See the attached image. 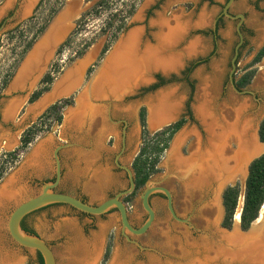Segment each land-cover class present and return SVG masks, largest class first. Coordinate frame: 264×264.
<instances>
[{"label": "rangeland", "instance_id": "rangeland-1", "mask_svg": "<svg viewBox=\"0 0 264 264\" xmlns=\"http://www.w3.org/2000/svg\"><path fill=\"white\" fill-rule=\"evenodd\" d=\"M16 1L17 0H0V15L9 7L13 6ZM38 1L39 0H35V3ZM69 1H71L77 8H75L76 11L69 20L68 35L72 30L74 31L72 32V35L67 38L68 42L59 49L58 53L55 54L51 60L48 72L52 71L56 75L57 78L54 83L60 78L65 70L72 67L73 64L78 61L83 60L93 49L99 47V52L96 58L90 62L91 64L89 67L85 69L82 76L83 79H81L78 86L70 92V95L63 97L72 98L74 101L73 104L65 106L61 109V112L58 113L44 114L46 111L43 109L42 112L27 116L29 108L38 103L49 93V91H46L33 103L29 102L32 93L43 87L44 84L40 83V79L43 77L44 73L39 74V78L29 90H26L25 87L13 90L11 89L12 82L31 52V49L25 52L27 44L33 39L42 26L45 24H47V27L51 25L54 19L65 10ZM99 1L101 0H45L39 10L35 13L31 22L25 23L15 32L10 33V35H5L3 38V42L1 43L2 46L0 48V140L4 139L6 135H8V137L11 135L16 142L13 143L10 148H0V167H6V172L0 180V186L9 176L21 168L26 157L40 141L45 138H53L55 141V148L59 144L70 145L59 151L60 158L63 162V178L59 185L61 190L79 198L86 199V202L96 205L128 188L130 181L128 172L124 169L115 168L112 163L110 164L113 156H103L104 153L96 159L98 164L96 166L94 165L92 170H88L86 174L78 176L75 180L70 177L71 170L74 169V160L68 155L72 153V150L81 147H79L78 143H74L76 141L80 143V140L74 141L75 138L72 135H65L64 133L65 112L70 108L76 107L77 97L86 88V85L95 70L99 68L98 63L102 61H99V54L104 44L111 45V49H113L115 46L114 44L117 43L124 34L137 27L144 28L145 41L154 44L156 27L152 24V21L157 17L159 12L164 10L169 17L183 12L187 15L191 14L193 18L196 19L200 13L206 11L211 16L210 23L205 27L192 29L188 35V40L194 38L202 40V50L198 54L187 57L185 56L183 64L179 68L170 70L169 72L157 69L147 71V74L145 75V88L157 83V78L155 77L157 74H162L164 79L162 85L157 89L145 91V96H143V93L140 90L128 95L126 102L135 103L136 112L133 117L126 116L125 114V117L130 121V127L128 129L129 150L118 159L120 164L133 169V162L145 143L150 141L151 137L156 132L165 129L170 125L166 122L160 126H151L149 122L150 110L147 102L150 98L156 96L162 91H173L176 96L175 98H179L181 105L178 115L175 117L176 119L174 118L172 121L174 123L176 120L184 118L185 122L170 139L168 148L165 150L158 163V171L150 177L149 182L150 185H153L156 182L163 180L160 184L166 186L172 191L174 195L175 209L178 214L181 217H186L191 213L189 217L192 225L189 223H182L171 217L166 206V195L161 191L155 192L151 196V206L157 211V218L154 224L146 233L138 236L133 235L126 230L130 238H127L126 234L123 233L120 214L115 207L105 214L89 216L69 205L53 203L42 207L41 210L35 213H32L25 220L27 227L34 230L37 233L36 235L48 241L56 251V254L59 251H63V249L68 247L71 242L68 233L60 232L65 220L69 219L76 223L82 232H85L89 237H92L97 231H99L102 223L107 225L102 237V249L100 247L101 252L96 260V264H110L114 259L115 252H117L118 248H128L132 251V260L130 264H187L186 259H184L179 251L168 250L165 248L164 243L166 238L168 236L172 238H175L176 236H181L183 238L184 236H188V238L195 240L203 237H211L213 231L211 227L207 225L204 218H202L201 212L204 208L210 206V200L213 198L212 196H214L215 199L216 196L217 198L220 197L222 200L217 222L218 230H228L230 233L234 231L237 223H239L238 228L240 226L241 230H243L241 226V208L244 205L245 179L243 176H245L246 169L244 170V173H239L240 175L238 174V179L235 180L241 185L242 194L233 225L231 228H227L223 226L225 207L223 204L222 189L217 192V195L208 191L209 193L206 192L201 195L199 199L188 198L189 196L186 197L181 194V190L178 187L180 179L177 177V173L169 170L165 165V160L175 138L183 130L191 129L193 126L199 125L194 108V102L197 98L201 84L199 74L201 73L204 76L210 75L216 71V66L222 70L219 83V94L221 97H227L232 93L252 101L253 106L250 109V113L251 117L255 118L254 131L259 142L260 123L264 117V110H262L264 106V57L256 64H253V60L264 45V36L260 38V33L264 31V0H236L229 10L232 15H237L239 13L245 14V21L241 27L244 42L240 48V54L237 58V69L234 73L236 85L237 81L248 70H256L252 82L249 85L244 88H239L237 86L241 91H246L242 93L238 92L233 87L230 80L235 49L240 41V35L237 31V24L239 22L238 18L233 19L225 15L222 21H220L218 36L215 37L213 33L214 20L221 13L228 0H153L149 5L145 6L144 10L141 12L142 16L140 19H136V16L140 14L143 6L147 3V0H106L105 3L97 6ZM29 2L30 0L20 1L21 6L17 10L18 16H23V6ZM131 10L133 11L132 13H130ZM120 25H123V28H120ZM41 35L37 38V41ZM62 41L64 40L62 39L59 42L62 43ZM185 45L186 43L181 46V49L184 48ZM107 53L103 55V60ZM190 62H193L194 66H192V71L188 72L187 66ZM179 69L181 70V73H178ZM57 70L60 72H57ZM34 80L35 79H32L31 83ZM54 83L52 84V87ZM20 97L21 103L19 107L13 116L6 120L3 113L5 103ZM143 104H145L146 110V129L144 138L141 136V125L138 115L139 109ZM110 108L112 109V115L114 117H120V113L115 115L116 113L113 111V107ZM58 114L62 115L61 122L57 120ZM121 114H123V112H121ZM34 123L38 124V129H40V131L29 147L21 151V139L23 133ZM110 125L114 128L113 124ZM11 128H14V134L11 133ZM146 131H148V133H146ZM111 134H114V130L104 136L102 140L103 146L108 147L114 153L119 152L121 148V139L120 137H117L116 139H111V141H109ZM132 134H135L136 136L132 137ZM86 139V144H88L90 138L86 137ZM190 142L191 139H189L183 146L184 153L188 152ZM259 144L263 143L260 141ZM15 150H20V156L18 159L15 162L12 160L5 162V153ZM85 151L89 152L91 149H85ZM55 165L54 154L52 152L51 166L46 173L36 175V173L27 172L23 176V180L24 183L30 187V193L26 194L17 203L12 204L0 214L4 222L2 228L3 239L0 243V250L3 254L15 253L18 256L16 264H32V261L30 262V260H28L27 252L34 254V250H26L22 248L12 238L8 229L9 216L22 201L27 200L30 196H35L41 193L42 186L46 182L54 181L56 175ZM105 168L109 171L105 170ZM95 169H99L101 172L106 171L107 173L104 172V174L110 176L112 181L110 184L102 186V191L100 190L99 194H93L87 187V185L94 183L93 176L95 174ZM145 188L146 185L140 188L134 195L130 196V198L128 197L130 194L123 197L127 204L129 219L131 223L136 226H141L147 217V211L144 208L141 199V194ZM219 200L216 199L217 203ZM263 219L264 205L259 217L252 223L251 228L264 224ZM161 226H164L163 230L157 231ZM135 241L143 247H140ZM63 246L65 247L62 248ZM108 249H110L109 256L108 258H105ZM57 258L58 264H60L61 262L58 254ZM0 264L2 263L0 262Z\"/></svg>", "mask_w": 264, "mask_h": 264}, {"label": "bare ground", "instance_id": "bare-ground-1", "mask_svg": "<svg viewBox=\"0 0 264 264\" xmlns=\"http://www.w3.org/2000/svg\"><path fill=\"white\" fill-rule=\"evenodd\" d=\"M153 0H147L136 19L141 18V12L145 6ZM77 8L70 3L67 9L58 17L49 33L36 46L24 66L20 69L11 89L23 88L27 80L33 77L40 69V64L45 54L50 52L69 28L70 19ZM211 16L202 12L195 19L183 12L167 16L163 11L157 14L152 21L156 27L154 33L155 43L144 39V28H133L117 42L110 52L101 72L94 79L90 88L86 87L77 97V106L68 109L65 113L64 133L72 135L76 140H82L85 128L95 135L97 140L110 130L107 113L109 108L104 101H121L126 93L139 85L147 71L152 69L169 72L179 68L186 56L198 54L203 47L199 38L188 40L192 29L207 26ZM264 31L260 33V38ZM186 43L185 47L181 46ZM99 47L93 49L83 60L73 66L67 75L61 79L57 90L47 94L36 105L31 107L32 112L43 110L47 103L56 95L68 93L73 90L78 80L82 79L86 66L97 56ZM221 69L216 66V71L210 75H202L197 98L194 102L199 125L191 129L183 130L174 140L165 165L178 174V184L181 194L188 198L199 199L201 195L217 192L231 181L244 173L250 159L262 150L257 135L254 131L255 118L251 117L250 109L253 103L250 99L229 94L221 97L219 83ZM171 90H165L148 100L151 126H160L173 120L180 108L179 98H175ZM116 100V101H115ZM20 99L9 101L5 105L4 117L10 119L19 106ZM125 110L130 116L135 113V105L121 106L114 104L115 112ZM264 110V106L262 108ZM253 115V114H252ZM191 139L188 152H183V146ZM13 142V141H12ZM98 144V142H97ZM11 144H8V146ZM55 148L53 138H45L40 141L26 157L23 165L14 174L9 176L0 186V214L9 206L17 203L26 194L30 193V187L24 183L23 176L27 172L44 174L51 166V154ZM68 156L74 158V169L71 170V178L76 179L90 170V160L87 154L75 150ZM239 174V175H238ZM111 177L101 171H95L94 183L87 185L93 194H99L101 187L110 182ZM175 183V182H174ZM102 191V190H101ZM208 192V193H209ZM201 212L202 218L211 227V237L190 239L188 236H168L164 243L168 250L179 251L187 264H264V224L252 227L248 232H242L237 223L232 232L218 230L219 208L222 205L221 198L217 203L214 196ZM198 219V218H197ZM113 220V219H111ZM264 220V219H263ZM3 219L0 216V243L3 239ZM107 225L102 223L99 231L92 237H85L76 223L67 219L60 232H66L70 236L71 245L59 251L57 254L60 264H95L99 257L102 237ZM164 226L157 229L162 231ZM59 232V231H58ZM0 262L2 264H16L14 254L2 253L0 250ZM131 250L117 249L114 259L110 264H130L132 260Z\"/></svg>", "mask_w": 264, "mask_h": 264}, {"label": "water", "instance_id": "water-1", "mask_svg": "<svg viewBox=\"0 0 264 264\" xmlns=\"http://www.w3.org/2000/svg\"><path fill=\"white\" fill-rule=\"evenodd\" d=\"M235 1L236 0H228V2L226 3V5L224 7V13L227 16H229L230 18H233V19L239 18V22L237 24V31H238V33H239V35L241 37V41L238 43V45L236 47V54L233 57V69H232V71L230 73V80H231V83H232L233 87L238 92L242 93V92H246V91H241L237 87L236 81H235V78H234V73H235V71L237 69V58L239 56L240 47L242 46V44L244 42V36H243V32H242L241 27H242V25H243V23L245 21V14L239 13L237 15H232L229 12V10L231 9V7L235 3ZM70 3H72V2L69 1L68 5ZM68 5H67V7H68ZM67 7L65 8V10L67 9ZM64 11H62V13ZM61 14H59L56 17V19H54V21L51 23V25H49L46 28V30L41 35V37L38 39V41L34 44V46L31 49V51L36 46H38L41 42H43L42 41L43 38H45V36L49 33V31L51 30V28L54 25L55 21L58 19V17ZM68 30H69V28L67 29V31ZM67 35H68V32H66L64 34V36L61 38V40L63 39L65 41V39L68 37ZM61 40H59V41H61ZM59 41L56 44H54V46L50 50L49 54L55 52L57 47L61 44V42H59ZM64 41H62V43ZM111 51H112V49H110L108 51V53H107L106 57L104 58L101 66L98 69L95 70V72L93 73V75L89 79V81H88V83L86 85L87 88L88 87L90 88V85L92 84L94 79L101 72V69L104 67V65L106 63V60L110 56V52ZM77 63L73 64V66H75ZM90 64L91 63H89L87 65L86 69L89 67ZM72 67H70L69 69L65 70V72L60 76V78L55 82L54 86L52 87V89L49 91L48 94H52V93H54L57 90L61 79H63L67 75V73L69 72V70ZM70 92L65 93V94L56 95L54 98H52L47 103V105H46V107L44 109L49 107L51 104L55 103L57 100H59V98H61L63 96L70 95L71 94ZM33 106H31V107H33ZM32 115H33V112L31 113V109H29L28 112H27V116H32ZM263 118H262V120H263ZM167 123L172 124L173 121L171 120V122H167ZM260 141H261V138H260V134H259V142ZM261 143H263V144H259V145L262 147L263 150H261L255 156H253L250 159L249 163L247 164L246 171H245V176H243L244 179H245V188H246V180H247V177L249 175V167H250L251 163L256 158H258V157H260L261 155L264 154V142L261 141ZM66 146L67 145L59 144L55 148L54 153H53L54 154L55 163H56V179H55V181L46 182L42 186V192L41 193H39L38 195H35V196H30L27 200L22 201L19 205H17L16 208L11 212V214L9 216V220H8V229H9V232H10V235L12 236V238L17 243H19L22 246L40 250L42 252L43 256H44L45 264H58L57 257L55 255L53 249L49 246V244L46 242V240H44L43 238H41L40 236H38L36 234H32V233L26 231L25 229H23L22 220L29 213H31V212H33L35 210H38V209H40V208H42V207H44L46 205H49V204H53V203L68 204V205L76 208L79 211H82V212H85V213L91 214V215H102V214L107 213L113 207H116L119 210L123 233L126 234L127 238H130V236L127 234L126 230L131 232L133 235L138 236V235H142V234L146 233L152 227V225L154 224L155 218H156V211L150 204V197L155 192H160L161 191V192H163L166 195V197L168 199V208H169L170 212L172 213V215L174 216V218L176 220L180 221V222H188L190 225H192V223H191V221L189 219L184 220V219H181L179 216H177V214L175 212V209H174V195H173L172 191L169 188H167L166 186L160 184L163 180H161L159 182H156L153 185H150V182H149L150 180H148L147 183H146V188L143 191V193L141 194V199H142L143 206L146 209V211L148 212L149 216H148V219L140 227H138V228L134 227L132 225L130 219H129L127 206L123 202V197L131 194L135 190L136 182H135L133 169H131L130 167L125 166V165H123L122 167L129 174V180H130L129 181V187L124 189V190H122V191H120V192H118L117 194H115L114 197H110V198L105 199L104 201H102L99 204L93 205V204H90V203H88V202L82 200L81 198H79L77 196H74L72 194L56 191L55 189L60 185V183L62 181V178H63V166H62L61 158H60V155H59V151L62 148L66 147ZM236 184H237V181H231L227 185H225L221 191L224 193L225 189L229 185H236ZM243 204H244V201H243ZM242 210H243V206L241 208V213H242ZM239 229L241 230L240 226H239ZM250 229H251V226H250V228L248 230H241V231L243 233L244 232L246 233ZM225 231H228V230H225ZM135 242L137 244H139L137 241H135ZM140 247H143V246L140 245Z\"/></svg>", "mask_w": 264, "mask_h": 264}, {"label": "trees", "instance_id": "trees-1", "mask_svg": "<svg viewBox=\"0 0 264 264\" xmlns=\"http://www.w3.org/2000/svg\"><path fill=\"white\" fill-rule=\"evenodd\" d=\"M106 0H101L98 2L97 6L105 3ZM133 11L131 10L130 13ZM120 28H123V25H120ZM47 24L42 26L39 31L35 34L33 39L27 44L25 52L30 50L37 40V38L45 31ZM68 40L64 43V45ZM63 45V46H64ZM62 46V47H63ZM108 46L104 49L106 52ZM264 57V45L257 53L256 57L253 60V64L260 62ZM57 72H60L57 70ZM256 70H248L238 81L237 86L239 88H244L252 82V79L255 75ZM56 75L51 71L46 74L43 79L45 84L42 88L34 92L30 98V102L36 101L44 92L51 89V84L54 82ZM74 101L72 98L64 99L54 103L49 107L48 113H58L61 112V109L69 104H73ZM57 120L62 121V115H57ZM143 125L146 129V110L142 112ZM185 119H180L179 121L169 125L165 129L156 132L151 140L146 142L142 147L140 153L135 158L133 162V169L135 172V190L128 196L134 195L140 188H142L150 177L158 171V163L168 148L169 141L172 136L182 127ZM40 129H38V124L34 123L28 129H26L22 136V145L21 151L29 147V145L35 140ZM148 133V131H146ZM259 134L261 141L264 142V118L260 123ZM20 151V150H19ZM19 151H9L5 153L6 160L5 162L13 161L15 162L20 156ZM6 172V167H0V180ZM242 194V188L239 183L236 185H229L223 193V204L225 207V216L223 220V226L231 228L235 219L237 208L239 205V200ZM264 205V154L256 158L249 167V175L246 180V188L244 193V205L241 213V226L243 230H248L252 223L259 217L261 209ZM110 249L107 250L105 258H108ZM106 260V259H105Z\"/></svg>", "mask_w": 264, "mask_h": 264}, {"label": "flooded vegetation", "instance_id": "flooded-vegetation-1", "mask_svg": "<svg viewBox=\"0 0 264 264\" xmlns=\"http://www.w3.org/2000/svg\"><path fill=\"white\" fill-rule=\"evenodd\" d=\"M20 1L21 0H17L16 2H15V4L13 5V6H11V7H9L6 11H4V13L3 14H1L0 15V48H1V43L3 42V38L5 37V35H10V33H13V32H15L17 29H19L20 27H22L25 23H28V22H31L32 21V19L34 18V15H35V13L39 10V8L42 6V4L45 2V0H39L38 2H36L35 3V0H32V2H31V0H30V2L28 3V4H25L24 6H23V12H22V15L23 16H18L17 15V10L19 9V7L21 6L20 5ZM176 1V0H175ZM226 14L224 13V8H223V10L221 11V13L215 18V20H214V23H213V33H214V35H215V37H217L218 36V29H219V25H220V21H222V19H223V17L225 16ZM238 20H239V18H238ZM46 30V29H45ZM74 30H72L71 32H70V34L68 35V37L70 36V35H72V32H73ZM67 37V38H68ZM67 38L65 39V41L67 40ZM37 41V40H36ZM36 41H35V43H36ZM65 41L63 42V43H61L60 45H59V47L55 50V52H53V53H51V54H49V53H47V55L45 54V58H44V60L41 62V64L39 65L40 66V69L41 70H39L38 72H35L34 74H33V77L31 76L30 77V79L29 80H27V82L25 83V85L26 86H24L25 88H26V90H29V88L31 87V86H33L34 84H35V82H36V80L39 78V74H43V77L40 79V83H42V84H44L43 83V79H44V77L46 76V74L47 73H49L48 72V69L50 68V65H51V60H52V58H53V56L55 55V54H57L58 53V51H59V49L60 48H62V46L64 45V43H65ZM240 41H241V37H240ZM239 41V42H240ZM34 43V44H35ZM34 44H33V46H34ZM117 43H115L114 45H116ZM32 46V47H33ZM108 46V49H107V51L106 52H104V49L106 48ZM111 45H106V44H104V46H103V48L101 49V51H100V54H99V61H101V62H99L98 63V67H100L101 66V64H102V62H103V55H105L110 49H111ZM115 47V46H114ZM113 47V48H114ZM241 48V47H240ZM32 49V48H31ZM235 54H236V49H235ZM235 54H234V56H235ZM239 54H240V52H239ZM26 61H27V59L25 60V62L23 63V65L21 66V68L24 66V64L26 63ZM192 66H194V63L193 62H190L189 63V65L187 66V71L188 72H190V71H192ZM20 68V69H21ZM20 71V70H19ZM18 71V72H19ZM64 73V72H63ZM62 73V74H63ZM178 73H181V70L179 69V71H178ZM18 74V73H17ZM61 74V75H62ZM17 76V75H16ZM156 78H157V83H154V84H152V85H150V86H148V87H146L145 88V81L143 80L139 85H137V86H135L133 89H132V91L131 92H129V93H126L125 94V96L123 97V99L121 100V101H116L114 104H116V103H119L121 106H125V105H130V104H132V105H135V108H136V104L135 103H127L126 102V99H127V97H128V95L129 94H133L134 92H136L137 90H140L142 93H143V96H145V91H147V90H154V89H157L160 85H162V83H163V77H162V74H157L156 76H155ZM57 78V77H56ZM55 78V79H56ZM15 79V78H14ZM32 79H35L32 83H31V81H32ZM55 81V80H54ZM79 82H78V84L81 82V79H79L78 80ZM159 82V83H158ZM54 83V82H53ZM52 83V84H53ZM52 84H51V89H52ZM78 84L77 85H75L74 87H76V86H78ZM45 85V84H44ZM43 85V86H44ZM50 89V90H51ZM13 90H15V89H13ZM49 90V91H50ZM85 90V89H84ZM37 91V90H36ZM35 92V91H34ZM34 92L32 93V95L34 94ZM61 94H64V93H61ZM31 95V96H32ZM58 95H60V94H58ZM31 98V97H30ZM30 98H29V102H30ZM44 98V97H43ZM42 98V99H43ZM0 99H1V96H0ZM17 98H15V99H12V100H16ZM18 99H20V102H19V105H20V103H21V97L20 98H18ZM41 99V100H42ZM64 99H67V98H63V97H61V98H59V100H57L56 102H59V101H63ZM12 100H10V101H12ZM40 100V101H41ZM39 101V102H40ZM114 101V100H113ZM113 101H104V104L105 105H107L108 106V108H109V110L110 111H108L109 113H107V120H108V125L110 126V130L109 131H107L106 133H104L101 137H100V139L99 140H97V138H95V135H93L92 133H90V132H88V128H85V133L86 134H84V135H82V139H84V141H80V143L78 142V141H76V142H74V143H78L79 144V147H81V148H78V149H76V150H79V152L81 151V152H83V153H85V154H87V156H88V159L90 160V165H89V167H90V170H92L93 168H94V165L96 166L98 163H97V158L102 154V153H104V155L103 156H107V155H110V156H113V159H111V162H110V164L112 163L113 165H114V167L115 168H120V169H124L122 166V164H120L119 163V161H118V159H119V157L121 156V155H123V154H125V153H127L128 152V129H129V127H130V121L128 120V118H126L125 117V114H126V116L128 115L129 117H133L134 116V114L133 115H129L125 110H120V111H118V112H115V110H113L116 114L115 115H118L119 113H120V117L118 116V117H114L113 115H112V109L110 108V107H113V109H114V104H112L113 103ZM126 103H125V102ZM9 102V101H8ZM8 102H6L5 103V105L8 103ZM38 102V103H39ZM55 102V103H56ZM31 103H33V102H31ZM124 103V104H123ZM37 104V103H36ZM35 104V105H36ZM54 104V103H53ZM53 104H51V105H53ZM50 105V106H51ZM112 105V106H111ZM49 106V107H50ZM77 106V105H76ZM19 107V106H18ZM17 107V108H18ZM49 107H47L46 109H45V111L47 112V110L49 109ZM74 108V107H73ZM5 109V108H4ZM30 109V108H29ZM41 109V108H40ZM40 109H39V111L38 112H33V115H35L36 113H39V112H42V110L40 111ZM71 109V108H70ZM17 110V109H16ZM45 112V113H46ZM121 112H123V114H121ZM136 112V111H135ZM142 112H145V104H143L141 107H140V109H139V120H140V125H141V136L144 138L145 137V126L143 125V120H142ZM3 113H4V110H3ZM44 113V114H45ZM66 113V112H65ZM178 115V114H177ZM66 117V116H65ZM180 119H178V120H176L175 122H177V121H179ZM174 122V123H175ZM110 124H113V126H114V128L110 125ZM171 125V124H170ZM169 126V125H168ZM64 130H65V128H64ZM113 130H114V134H111L110 135V139H109V141H111V139H116L117 137H120V139H121V148H120V150H119V152H113L111 149H109L108 147H105V146H103V138H104V136L107 134V133H109V132H113ZM14 128H11V133L12 134H14ZM10 137H8V135H6V137L4 138V139H2V140H0V148H10L12 145H13V143H15L16 142V140L14 139V138H12V136L11 135H9ZM136 135L135 134H132V137H135ZM86 137H88V138H90V141H89V143L88 144H86ZM13 141V142H12ZM97 142H98V144H97ZM12 143V145L10 146H8V144H11ZM21 143H22V139H21ZM68 146H70V145H68ZM68 146H66V147H68ZM55 149V148H54ZM54 149H53V153H54ZM85 149H91V151H89V152H86L85 151ZM184 152V151H183ZM60 153V152H59ZM72 153H76V151L75 150H72ZM101 158V157H100ZM71 159L72 160H74V158H72L71 157ZM61 162H62V159H61ZM74 162V161H73ZM56 166V165H55ZM62 166H63V162H62ZM101 171V170H99V169H95V171ZM105 170H107V171H109L107 168H105ZM125 170V169H124ZM134 170V169H133ZM104 172H106V171H104ZM103 172V173H104ZM107 173V172H106ZM134 177H135V172H134ZM177 177H178V174H177ZM179 178V177H178ZM55 179H56V175H55ZM55 179H54V181H55ZM180 179V178H179ZM62 182V181H61ZM147 183V182H146ZM146 185V184H145ZM56 191H59V192H65L64 190H61L60 188H59V186L55 189ZM66 193V192H65ZM111 197H114V196H111ZM110 198V197H109ZM82 200H84V201H87L86 199H83V198H81ZM166 199H167V197H166ZM123 202L125 203V205L127 206V204H126V201H125V199L123 198ZM150 202H151V197H150ZM62 204H64V203H62ZM151 204V203H150ZM64 205H68V204H64ZM70 206V205H69ZM167 209H168V211H169V213H170V215H171V217L173 218V219H175L174 218V216L172 215V213L170 212V210H169V208H168V199H167ZM72 207V206H71ZM74 208V207H73ZM116 208V207H115ZM42 208H40V209H38V210H35V211H33V212H31V213H29L28 215H26L25 217H24V219L22 220V227H23V229H25L26 231H28V232H31V233H35V234H37L34 230H32V229H30L29 227H27V225H26V223H25V220H26V218L29 216V215H31L32 213H35V212H37V211H39V210H41ZM76 209V208H75ZM174 209H175V205H174ZM116 210H118V208H116ZM119 211V210H118ZM82 212V211H81ZM175 212H176V214H177V216H179L181 219H184V220H186V219H189L190 220V217H189V215L191 214H189L188 216H186V217H181L179 214H178V212H177V210L175 209ZM83 213H85V212H83ZM87 214V213H86ZM89 216H92L91 214H88ZM148 212H147V217H146V219L144 220V222L148 219ZM156 218H157V211H156ZM156 218H155V220H156ZM176 220V219H175ZM178 221V220H177ZM143 222V223H144ZM182 223H187L188 224V222H182ZM121 225H122V223H121ZM133 225V224H132ZM134 227H136V228H138V227H140V226H136V225H133ZM84 234H86L85 232H84ZM65 235V234H64ZM87 236V235H86ZM48 244H49V242L48 241H46ZM18 245H20L19 243H17ZM22 248H24V249H26V250H34V254H30V252H27V254H28V260H30V262L32 263V264H35V263H37V264H45V260H44V256H43V254H42V252L40 251V250H38V249H34V248H28V247H25V246H22V245H20ZM49 246L53 249V251H54V253H55V255H56V251L54 250V248L49 244ZM65 246H63L62 248H64ZM57 257V256H56ZM17 258V257H16Z\"/></svg>", "mask_w": 264, "mask_h": 264}, {"label": "crops", "instance_id": "crops-1", "mask_svg": "<svg viewBox=\"0 0 264 264\" xmlns=\"http://www.w3.org/2000/svg\"><path fill=\"white\" fill-rule=\"evenodd\" d=\"M55 84V83H54ZM54 86V85H53ZM64 97V96H63ZM112 181L110 180V182H106V184H110ZM85 236H86V234H85ZM86 237H89V236H86ZM104 240V239H103ZM102 244H103V242H102ZM102 244H101V249H102ZM100 249V250H101ZM101 252V251H100ZM15 254V253H14ZM16 255V254H15ZM17 256V255H16ZM56 256H57V254H56ZM17 258H18V256H17ZM58 259V258H57ZM18 260V259H17ZM97 262V261H96ZM96 264V263H95Z\"/></svg>", "mask_w": 264, "mask_h": 264}]
</instances>
